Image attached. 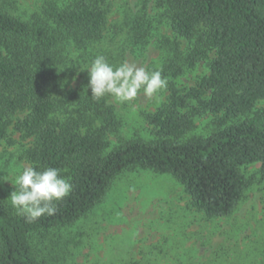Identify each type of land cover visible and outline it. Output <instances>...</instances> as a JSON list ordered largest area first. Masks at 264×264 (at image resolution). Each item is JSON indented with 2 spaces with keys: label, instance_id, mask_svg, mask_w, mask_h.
Returning a JSON list of instances; mask_svg holds the SVG:
<instances>
[{
  "label": "trees",
  "instance_id": "1",
  "mask_svg": "<svg viewBox=\"0 0 264 264\" xmlns=\"http://www.w3.org/2000/svg\"><path fill=\"white\" fill-rule=\"evenodd\" d=\"M39 2L26 20L0 10V140L11 141V127L33 139L31 167L60 169L72 191L53 202L54 215L34 222L0 201V264H43L31 238L86 217L135 168L172 175L210 218L232 215L251 185L242 169L260 163L264 176V117H248L264 100V0H157L172 31L194 42L182 65L168 66L171 76L215 58L209 75L186 90L172 85L168 102L147 115L156 139L114 147L109 137L121 125L115 108L85 87L61 96L60 79L71 48L87 50L104 38L107 0ZM145 6L129 24L133 46L146 45L154 25ZM207 113L219 116L218 130L187 140Z\"/></svg>",
  "mask_w": 264,
  "mask_h": 264
},
{
  "label": "rangeland",
  "instance_id": "2",
  "mask_svg": "<svg viewBox=\"0 0 264 264\" xmlns=\"http://www.w3.org/2000/svg\"><path fill=\"white\" fill-rule=\"evenodd\" d=\"M107 3L110 13L104 38L87 50L71 48L61 67V96L82 87L91 93L87 88L88 72L83 69L98 55L113 65L128 61L149 72L158 70L168 84L152 97L141 92L122 103L111 96L104 97L115 108L121 124L118 134L109 137L112 147L135 138L151 141L156 135L147 115L168 102L172 85L186 90L209 75L215 53L193 69L184 67V72L175 78L168 66L174 60L181 62L194 42L172 31L157 0ZM40 5L39 0H0V10L25 20ZM144 6L154 25L148 43L133 46L128 37L129 24ZM255 114L264 117V100L248 117ZM218 119L210 113L197 117L186 139L210 136L218 130ZM9 138L11 141L0 140V201L17 214L8 199L15 186L3 178L14 181L24 167H31L26 152L34 140L23 137L13 127ZM242 172L251 185L239 206L228 217L210 218L192 206L190 196L172 175L141 168L127 170L113 181L101 204L86 217L69 227L36 234L31 238L32 245L43 264H264L261 164L245 166Z\"/></svg>",
  "mask_w": 264,
  "mask_h": 264
},
{
  "label": "clouds",
  "instance_id": "3",
  "mask_svg": "<svg viewBox=\"0 0 264 264\" xmlns=\"http://www.w3.org/2000/svg\"><path fill=\"white\" fill-rule=\"evenodd\" d=\"M83 70L88 72L87 88L91 89V98L96 101L111 96L117 102H128L141 92L152 97L168 84L158 70L149 72L144 66L128 61L113 65L103 55L96 56ZM60 171L55 167L43 170L24 167L15 175L14 181L5 176L3 179L15 186L8 199L17 214L24 216L28 222H34L45 214L54 215L56 208L53 202L72 191V184L61 176Z\"/></svg>",
  "mask_w": 264,
  "mask_h": 264
}]
</instances>
